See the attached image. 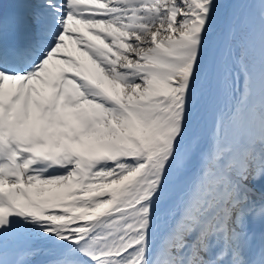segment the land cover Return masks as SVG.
I'll use <instances>...</instances> for the list:
<instances>
[{"label":"snow or ice","instance_id":"snow-or-ice-1","mask_svg":"<svg viewBox=\"0 0 264 264\" xmlns=\"http://www.w3.org/2000/svg\"><path fill=\"white\" fill-rule=\"evenodd\" d=\"M0 264H264V0H0Z\"/></svg>","mask_w":264,"mask_h":264},{"label":"rangeland","instance_id":"rangeland-1","mask_svg":"<svg viewBox=\"0 0 264 264\" xmlns=\"http://www.w3.org/2000/svg\"><path fill=\"white\" fill-rule=\"evenodd\" d=\"M233 130V131H230ZM231 135H236V137L238 136V132L234 129H232L231 127H229L227 130H226V133H225V144H234L235 143V140L236 138H228L230 137Z\"/></svg>","mask_w":264,"mask_h":264},{"label":"bare ground","instance_id":"bare-ground-1","mask_svg":"<svg viewBox=\"0 0 264 264\" xmlns=\"http://www.w3.org/2000/svg\"><path fill=\"white\" fill-rule=\"evenodd\" d=\"M78 29H80V31H83V28H82V26H79V25H77L76 26ZM69 43V49H68V51L72 54V55H78V52H76V45H74V44H72V42H68ZM230 131H233V130H231L230 129Z\"/></svg>","mask_w":264,"mask_h":264}]
</instances>
